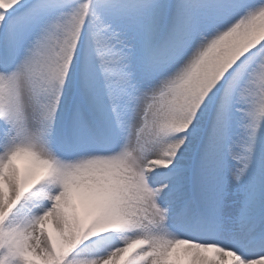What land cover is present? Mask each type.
Instances as JSON below:
<instances>
[{
    "label": "snow or ice",
    "instance_id": "1",
    "mask_svg": "<svg viewBox=\"0 0 264 264\" xmlns=\"http://www.w3.org/2000/svg\"><path fill=\"white\" fill-rule=\"evenodd\" d=\"M262 15L0 0V264H264Z\"/></svg>",
    "mask_w": 264,
    "mask_h": 264
},
{
    "label": "rangeland",
    "instance_id": "2",
    "mask_svg": "<svg viewBox=\"0 0 264 264\" xmlns=\"http://www.w3.org/2000/svg\"><path fill=\"white\" fill-rule=\"evenodd\" d=\"M96 150H101V149L98 148ZM233 183H235V182H233ZM241 195H242L241 190L238 187L233 188V190H232V196H233L232 204L236 210H239V207L241 204ZM228 239H230V237Z\"/></svg>",
    "mask_w": 264,
    "mask_h": 264
},
{
    "label": "clouds",
    "instance_id": "3",
    "mask_svg": "<svg viewBox=\"0 0 264 264\" xmlns=\"http://www.w3.org/2000/svg\"><path fill=\"white\" fill-rule=\"evenodd\" d=\"M255 36L264 37V15L258 18L257 29L255 31ZM156 163H162L161 161H156Z\"/></svg>",
    "mask_w": 264,
    "mask_h": 264
}]
</instances>
